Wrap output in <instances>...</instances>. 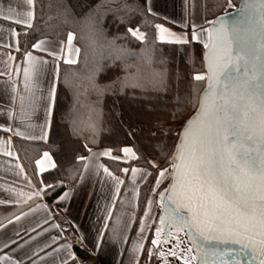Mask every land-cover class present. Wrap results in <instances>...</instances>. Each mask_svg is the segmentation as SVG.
<instances>
[{
	"label": "snow or ice",
	"instance_id": "1",
	"mask_svg": "<svg viewBox=\"0 0 264 264\" xmlns=\"http://www.w3.org/2000/svg\"><path fill=\"white\" fill-rule=\"evenodd\" d=\"M29 6L23 18H16L15 23L27 28L33 27L34 0H26ZM227 7H234L232 0H226ZM70 7V5L68 6ZM96 4L95 8H100ZM123 8L132 12L142 13L144 16H157L153 10V0H144V6L129 5L125 3ZM67 12V8L65 9ZM91 11V10H90ZM227 11L213 20H206L207 27L191 25L190 32L177 34L166 28L163 24H156V39L161 42L174 43L177 45H189L192 42L203 44L204 55L201 62V69L195 68V60L189 58L192 64L191 90L181 98L176 97L177 109L172 114L173 118L180 116L182 107L192 105L196 108L193 117L187 120L178 132L179 141L176 143L175 151L171 156L167 154L166 139L171 135L172 128H162L157 124L156 131L151 133L152 138L159 140V156L155 159L145 158L144 163L151 168L131 167L135 180L137 173H141V179L146 180L153 172L155 185L152 192L160 197L159 225L155 229V235L151 239L152 247L147 249L148 256L158 255L159 264H172L167 257L182 261V264H238V250L228 247L229 242L239 244L242 247L239 251L250 248L253 258L259 259V264H264V0H242L241 7L236 10V15L228 19ZM71 13L66 15V20ZM4 19H11L4 16ZM91 20V17H88ZM165 19H167L165 17ZM120 23H125L120 18ZM130 23V21H128ZM182 27L187 28L186 23ZM126 33L139 41L146 39L145 33L139 27H127ZM12 36H18L16 29L11 30ZM74 33H67V44L72 48ZM45 40H36L31 44L33 49L47 52L53 58V70L49 82L47 97H41L45 102V126H42L43 135L39 137H28L29 139H42L47 142L48 131L46 125L50 123L53 116V106L57 97V83L59 81V68L57 62L63 60L65 64H76V59H69L60 53L50 50ZM64 41L60 42L63 51ZM9 47L7 44L0 45ZM79 54L80 49H72ZM16 51L19 52L17 41ZM130 52L123 47L117 48V54L112 58V67L121 68L123 76H118L115 81L100 84L97 76L104 67L96 66L85 76V90H91L99 95L113 90L125 92L131 89L135 92L140 89L139 95L145 96V88L137 78L136 73L128 71L130 67L125 63ZM21 65L16 68L19 73L23 68L24 86L27 91L35 87L36 79L41 73L43 66L49 62L42 57L34 56L31 51L21 53ZM9 59H15L9 56ZM120 61V64H116ZM123 66V67H121ZM139 71V70H137ZM0 72V76L5 75ZM204 84L203 91L197 92L196 84ZM69 88L72 86L65 81ZM12 91L15 94L17 85L12 84ZM168 83L161 74L152 81V90L167 91ZM11 97L12 104L15 103V95ZM24 96H21V103ZM36 103L35 100L32 101ZM155 101L141 98V112L152 113L155 110ZM4 111V109H0ZM9 119L12 117V109L7 110ZM123 123V113L116 114ZM66 118L69 120L73 137L79 139L83 128L76 119L72 110H69ZM11 131V126L4 127ZM87 128L95 131V123H89ZM134 133L129 132L128 135ZM16 135H20L19 132ZM87 139V137H85ZM91 143H98L95 136ZM72 159L79 161L84 168L80 172L81 179L77 181L75 175L71 179L80 184L85 173L92 166V161L99 156H107L111 160H120L122 157L112 155V149L106 148L99 153H94L88 143L69 144L67 149ZM128 159H138L137 153L130 147L120 149ZM87 152L88 155L82 154ZM10 154V153H9ZM167 164L168 167H164ZM97 172L103 169V173L111 177L116 184V193L119 185L124 181L115 176L107 166L96 160ZM47 166V167H45ZM37 173H44L48 168L56 169L57 164L49 151H44L39 159L35 160ZM124 173L129 168L121 169ZM167 177L172 180L167 188L157 192L162 180ZM43 183V181H41ZM63 187L61 179L53 178L51 183L44 184L49 191L56 187ZM37 192L35 195H39ZM72 192L64 191L56 194V200L66 201ZM138 195V192H137ZM113 204L108 206L107 215L104 217V224L96 232L91 245L85 243L87 237L77 238L78 243L84 244L87 253L95 256L106 248L109 243L120 245L127 237H121L119 232V218L114 222L113 228L109 230L108 221L112 217V207L116 196L113 195ZM153 197L147 198V207L144 209L145 216H148L152 205ZM21 215H24L21 213ZM19 219V217H14ZM67 223L75 228L72 221ZM4 225L0 224V227ZM59 227V225H57ZM79 231V229H76ZM144 219L140 220L139 237L143 236ZM184 232L190 243L186 248L181 247L184 241L179 235L173 233ZM108 233L107 239L105 234ZM218 241L225 246L211 242ZM163 244H171L167 251L162 250ZM62 247L68 249L66 258L60 264H86L70 249L72 245L66 243ZM144 249L143 243H138L129 249L130 259L139 264V253ZM195 249V253H193ZM178 250V251H177ZM119 254H123L121 248ZM191 254V255H190ZM0 260H5L0 256ZM9 264H22L19 260L7 257Z\"/></svg>",
	"mask_w": 264,
	"mask_h": 264
},
{
	"label": "trees",
	"instance_id": "2",
	"mask_svg": "<svg viewBox=\"0 0 264 264\" xmlns=\"http://www.w3.org/2000/svg\"><path fill=\"white\" fill-rule=\"evenodd\" d=\"M232 2L237 8L240 0ZM34 3L33 27L29 28L26 34H22L20 38L22 47L31 48L32 43L43 37L66 39L67 33L71 31L80 49L76 64L63 62L60 65L49 140L47 142L20 138L14 140L24 167L35 180L38 176L35 160L44 150L54 154L57 168L42 174L41 180L46 184L51 183L53 178L61 179L64 186H58L51 191L46 189L48 201H52L57 193L76 184L71 179L73 175L77 181L80 177L83 165L72 159L71 153L67 150L69 144L88 143L91 148L107 147L118 154L122 152L120 149L130 147L137 153L138 159L111 160L108 161L109 165L112 168L115 166L148 168L144 163L145 158L155 159L159 156L160 141L151 136V133L156 131L155 126L159 124L165 129L172 128L171 135L166 139L165 149L171 156L175 151L181 126L196 111L194 106L187 105L181 108L178 118H173L172 115L177 109L175 103L177 95L183 98L193 87L190 83L192 64L189 58L195 60L196 69H201L205 51L203 44L192 42L181 46L157 40L155 25L157 22H164V18L158 15L144 16L142 13L123 8L125 3L143 7L144 0H34ZM96 4H100L101 7L95 8ZM232 10L234 9L226 6V0H205L206 20L215 19L225 11ZM68 13H71V17L66 20ZM88 17H91V20ZM120 18H123L125 23H120ZM129 26H138L139 30L145 33L146 39L139 41L127 34L126 29ZM118 47L129 50L130 55L125 63L130 66L128 71L136 73L144 85L146 90L144 97L139 95L140 89L135 92L129 89L125 94L116 92L115 86L112 91L103 95L85 90V76L98 65L107 66L97 76L100 84L115 81L118 76H123L121 68L111 66ZM116 64H120V61H116ZM161 74L168 83V89L153 91L152 81ZM65 81L72 87H67ZM195 87L199 92L203 91L205 85L200 83ZM141 98L156 102L152 113L141 112L139 104ZM70 109L83 128L78 140L72 136L70 123L66 118ZM121 112L123 123L116 115ZM89 123H95V131L87 128ZM129 132L134 134L128 135ZM94 136L98 143H91ZM82 154L88 155L87 152ZM164 167L168 165L164 164ZM148 171L151 172L152 169L148 168ZM156 174L153 172L140 184L139 210L146 205Z\"/></svg>",
	"mask_w": 264,
	"mask_h": 264
},
{
	"label": "crops",
	"instance_id": "3",
	"mask_svg": "<svg viewBox=\"0 0 264 264\" xmlns=\"http://www.w3.org/2000/svg\"><path fill=\"white\" fill-rule=\"evenodd\" d=\"M204 3L205 0H153V10L181 27L183 23H186L188 27L181 31L166 27L174 33L181 34L190 32L189 29L193 22L205 27ZM28 8L26 0H0V45H9V47L0 46V72L6 73L0 76V109H4V111H0V125H4L5 128L11 126V131L0 128V224L4 225L0 227V256L5 257V260H0V264H9L7 257L19 260L22 264H60L69 251L62 247L66 243L72 245L70 250L82 261L88 257H96L102 264H136L134 259H130L129 249L138 243H143L144 249L142 253H139V264H159L158 255H153L150 258L147 249L152 247L151 239L159 225L161 207L157 205L155 193L150 192L149 197L154 198V203L149 215L145 216L144 214L147 202L139 210L140 184L144 181L141 179V173H137L133 181L131 167L119 168L115 166L112 168L108 163L111 161L109 157L98 155L85 173L83 181L62 191L71 190L72 194L68 200L61 202L56 200V197L52 201H48L45 195L47 188H44V182L41 183V175L52 170L51 168H48L44 173H38L35 180L24 167L14 140L20 138L29 141H44L28 137L43 135L45 102L41 97L46 98L48 95L53 70V58L47 52H41L32 47H22L20 38L22 34H25L24 26L16 24L14 21L16 18H23ZM6 15L11 19H4L3 17ZM12 29H16L19 35L12 36ZM28 30L29 28L26 33ZM38 40H45L47 42L45 47L48 49L69 59L78 60L79 54L72 50L79 48L74 39L72 48L67 44V38L43 37ZM17 41L19 42V52L16 51ZM61 41H64L63 51L60 47ZM24 51H31L34 56L42 57L49 62L42 67L35 87L30 91H27L24 86L23 68L20 67L19 73L16 70L21 65V53ZM9 56H14L15 59H9ZM61 63L63 60L57 62L59 70ZM13 83L17 85L15 94L11 87ZM13 94L15 95L14 104L11 102ZM22 95L24 96L23 104L21 103ZM33 100L36 101L35 104L32 103ZM9 108L12 109L11 119L7 115ZM51 125L52 118L46 125L48 140ZM17 132L20 135H16ZM104 149L106 148H92L94 153H99ZM49 153L56 162L54 154L51 151ZM112 155L122 157L121 161L131 160L123 152L118 154L112 151ZM96 160L107 166L115 176L124 181L119 185L118 194L116 193L117 186L111 177L104 174L103 169H99L97 172ZM132 167L144 169L141 166ZM123 168H129V172L124 173L121 171ZM81 172H84V168ZM80 179L81 177L78 181ZM37 192L40 194L35 195ZM113 195L116 196L115 206L112 207V217L108 221V228L111 230L114 222L119 218L120 235L127 237V240L122 241L120 245L109 243L106 248L102 247L100 253L90 256L84 244L78 243L77 238L85 236L87 237L85 243L91 245L96 232L104 224L108 206L113 204ZM14 217H19V219H14ZM141 218L144 219L143 236L146 237L143 240L139 237ZM67 221H72L75 228L71 227ZM68 230H72L74 235H68ZM181 233L184 236V232ZM173 235L175 236V233ZM107 236L108 233L105 234V239ZM183 236L180 235V238L185 242ZM183 245L186 248L188 243H183ZM171 246V244H163L161 247L166 252ZM121 248L123 249L122 255L119 254ZM167 259L169 260V257ZM170 261L172 264H180V261L172 257Z\"/></svg>",
	"mask_w": 264,
	"mask_h": 264
},
{
	"label": "rangeland",
	"instance_id": "4",
	"mask_svg": "<svg viewBox=\"0 0 264 264\" xmlns=\"http://www.w3.org/2000/svg\"><path fill=\"white\" fill-rule=\"evenodd\" d=\"M232 4H233V6L234 7H231V9H236V6H235V4L232 2ZM233 11V10H232ZM204 13H205V3H204ZM158 16H160V17H162V18H164L165 19V17L164 16H162V15H159L158 14ZM205 19H206V16H205ZM213 20V19H212ZM168 21V22H167ZM156 24H163L165 27H169V28H172V29H174V30H179V31H181V30H183V28L184 27H181V25H178V24H176V23H174V22H172V21H170V20H168V19H165V21L164 22H157ZM205 27H207V25L205 24ZM189 31H191V29H189ZM142 32V31H141ZM179 131H182V127H181V129L179 130ZM179 140V139H178ZM102 148H107V147H102ZM119 154H121V153H119ZM171 182H172V180L171 179H169V178H167V177H165L163 180H162V183H161V185H160V187H159V190L157 189V191L159 192V191H163V189L164 188H167L168 186H169V184H171ZM154 184H153V186L155 185V178H154V182H153ZM153 188V187H152ZM152 188H150V192H152ZM155 195H156V200H157V205L160 207V197H159V195L158 194H156L155 193ZM157 210V209H156ZM176 235H179V237H180V235L181 236H183V234L180 232V233H175V236ZM184 237V239H185V242L184 243H190V241H186L187 240V237L184 235L183 236ZM211 243H213V244H218L219 245V242L218 241H215V242H211ZM181 247H184V245L182 244L181 245ZM167 249V248H166ZM178 251V250H177ZM195 250L193 249V253L192 254H194L195 252H194ZM191 255V254H190ZM169 260H171V257H169ZM180 264H182V261H180ZM195 264H196V262H195Z\"/></svg>",
	"mask_w": 264,
	"mask_h": 264
},
{
	"label": "water",
	"instance_id": "5",
	"mask_svg": "<svg viewBox=\"0 0 264 264\" xmlns=\"http://www.w3.org/2000/svg\"><path fill=\"white\" fill-rule=\"evenodd\" d=\"M241 4H242V0H240V3H239V6L233 10V11H230V12H227L229 14V16L227 17L228 19H232L233 17H235L236 15V10L239 9L241 7ZM223 15V14H221ZM219 15V16H221ZM217 16V17H219ZM195 114V112L192 114L191 117H193V115ZM190 117V118H191ZM189 118V119H190ZM179 141V140H178ZM172 183V182H171ZM215 242V241H213ZM219 246L221 247H224L225 245L222 243L221 245V242H219ZM228 247H232V248H235L238 250L237 252V261H238V264H259V259L258 257L257 258H253L252 256V253H251V249L250 248H247V249H244L243 251H239V249L242 247L241 245L239 244H233L231 242H229V244L227 245Z\"/></svg>",
	"mask_w": 264,
	"mask_h": 264
},
{
	"label": "built area",
	"instance_id": "6",
	"mask_svg": "<svg viewBox=\"0 0 264 264\" xmlns=\"http://www.w3.org/2000/svg\"><path fill=\"white\" fill-rule=\"evenodd\" d=\"M67 234L70 236L74 235L72 230H68ZM84 261L86 262V264H102V262L96 257H88Z\"/></svg>",
	"mask_w": 264,
	"mask_h": 264
}]
</instances>
